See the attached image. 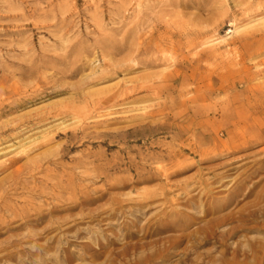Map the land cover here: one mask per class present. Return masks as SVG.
I'll list each match as a JSON object with an SVG mask.
<instances>
[{
  "label": "rangeland",
  "instance_id": "374dc122",
  "mask_svg": "<svg viewBox=\"0 0 264 264\" xmlns=\"http://www.w3.org/2000/svg\"><path fill=\"white\" fill-rule=\"evenodd\" d=\"M261 83L264 0H0V264H108L153 238L142 233L161 206L107 214L151 191L182 212L166 221L185 232L253 208L264 194V135L230 137L252 111L245 102H264V89H252ZM200 236L154 264L264 247L256 229L222 245Z\"/></svg>",
  "mask_w": 264,
  "mask_h": 264
},
{
  "label": "bare ground",
  "instance_id": "6f19581e",
  "mask_svg": "<svg viewBox=\"0 0 264 264\" xmlns=\"http://www.w3.org/2000/svg\"><path fill=\"white\" fill-rule=\"evenodd\" d=\"M252 89L256 91H262L261 89H264V83L254 85L252 86ZM245 104L246 106L252 108V111H250V113L248 114L244 112V114L238 115V121L236 123L231 124L232 130H233V129H237L239 127V124L244 123L242 129L240 128L239 130L238 128L239 132L237 134L236 133L231 134L230 139H231L232 144L241 145V143L243 142H247V143L257 142L259 141L258 140L259 136L264 135V118L260 117V116H264V102L260 101V103H258L254 100H248L247 102H245ZM255 129L258 130V132L256 134H250ZM158 169L159 171L164 170L163 167H160ZM158 169H156V171ZM257 171L258 169H255L253 173ZM248 177H250V175H247L245 178H243L241 183H246V181H248ZM240 190H241L240 186L237 187L236 191L234 192L235 194L234 198H237L238 195H240ZM191 191L184 193L187 195V198L184 200V202L190 205H191L190 200L197 197V193H193L192 195H190ZM164 194L165 193L161 191V193H159V198H155L156 196L155 192L151 191L150 193H145L142 196L138 197L136 200L131 199L132 201H130V203H132L133 205L128 206L127 203H125L127 205L126 209L121 208L122 204L116 201L117 206L113 208L107 214V217L109 218L115 216L116 214L115 209H119L120 211L119 215L123 217L125 216V213L131 212V211H138L140 213H145V211H149L151 208H156L160 206L161 207L158 210H154V212L151 214L150 218L151 220H153V222L149 224L146 230L143 231L142 233V238H146V237H153V238L149 240H144V241H140L138 239L135 242L122 246V248L117 253H115V255H113L112 258L110 257L111 259L107 261L108 264H154L157 261H167L168 256L171 253V249L175 246L176 243L178 242L181 243L182 241L186 239L187 241L191 240V237H195L197 236V234L201 235L200 239L203 243L212 242V243L222 245L223 241L227 237L231 236L237 231L252 230V229H256L258 231H264V204L262 205L260 204L262 203V201H264V194L262 193H258V192L256 194L254 193L255 197H254L253 203L251 204L253 208H251L249 205L243 206L237 209V211H235L237 213L236 216H233L231 212H227V211L224 212L223 214H220L219 216L217 215H215L216 217L212 216V218L208 219L201 226H198L193 232L192 231L185 232V228H186L185 224L181 226V225H176L177 224L176 221L174 222H170V220L166 221L168 217L180 216L182 212H180L179 210L175 208L167 209V206H166L167 201H166V197L164 196ZM249 194L251 195V193H247V192L245 193V195L247 196ZM204 196H206V193L198 197V201H201ZM234 198L232 200L230 199V201L232 202ZM156 199H163L164 202H162V204L164 206L160 204H154ZM90 201L91 199L88 198L87 196H81L79 203L81 204L83 202H90ZM75 206L76 205L70 206L67 209H71ZM195 206L198 207V205H195ZM53 209L54 208H52V210ZM231 210L232 208L230 209V211ZM211 212L213 211L207 210L206 213L204 212L203 216ZM97 215L95 216V218L97 217ZM227 219L232 220L234 224L232 223L231 226H227V228H225L224 230L218 231L217 227L221 225V223L223 222L225 223V220L228 221ZM120 223H123V221L118 222L116 224L119 225ZM248 223H255L256 226L251 225V226H255L254 228L248 227L249 226ZM246 224H248V226ZM70 226L71 225L67 226L66 228H69ZM1 228L2 227H0V229ZM58 228H60V226L52 225L49 230H54ZM170 231H175L176 234H171ZM164 233H167V234H164ZM129 235L132 236L131 234ZM155 235H158V236H155ZM166 242H169V244H166ZM196 244L192 246L194 249L193 250L191 249V251L193 252L195 251ZM262 248L264 247H262L260 244L249 242L244 247L242 245V247H236L235 249H233V256L230 259L225 257V252H224L221 255L219 254L217 258H214L213 256H211V258L209 259L208 257L209 260L207 261L204 260L203 258L200 264H214L215 262L217 264L218 261H219L218 264H247L248 263L247 260L250 256L252 257V259L254 258V264H262L264 263V249ZM1 249L3 248H0V250ZM238 256L242 258L239 259ZM55 259H57V257ZM64 259L66 260L67 258L65 257ZM184 260L185 262H187L189 261V258L186 257Z\"/></svg>",
  "mask_w": 264,
  "mask_h": 264
}]
</instances>
